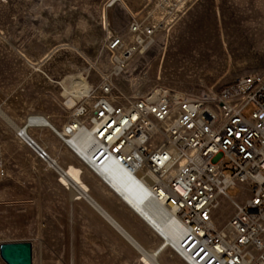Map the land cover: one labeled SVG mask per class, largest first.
<instances>
[{
    "label": "rangeland",
    "instance_id": "rangeland-1",
    "mask_svg": "<svg viewBox=\"0 0 264 264\" xmlns=\"http://www.w3.org/2000/svg\"><path fill=\"white\" fill-rule=\"evenodd\" d=\"M107 1L0 0V160L9 155L11 134L30 117L49 115L59 128L71 119L73 106L82 99L72 95L73 79L82 78L91 88L114 71L108 36L128 32L131 15L118 6L114 29H105ZM183 13L170 31L158 35L156 45L114 77L118 93L133 98L163 87L197 98L264 71V0H187ZM254 109L250 106L245 116ZM40 146L58 162L52 148L42 142ZM77 168L91 176L81 165ZM91 177L94 187L89 194L134 235L106 206L109 197L126 211L143 234L141 239L134 236L144 248L155 251L164 243L108 187ZM5 183L6 179L0 185ZM248 195L246 186L227 191L216 210L218 227L236 213L231 200L242 203ZM48 214L0 210V246L31 242L35 264H145L99 213L123 239H79L67 228L46 227ZM159 260L184 264L170 250H164ZM0 264H6L1 257Z\"/></svg>",
    "mask_w": 264,
    "mask_h": 264
},
{
    "label": "built area",
    "instance_id": "built-area-1",
    "mask_svg": "<svg viewBox=\"0 0 264 264\" xmlns=\"http://www.w3.org/2000/svg\"><path fill=\"white\" fill-rule=\"evenodd\" d=\"M145 1L151 9L132 18L127 37L109 32L114 71L75 103L71 119L53 134L159 239L165 238L106 176L124 172L136 183L138 198L167 210L179 235L166 250L184 264H264V71L197 98L163 87L133 98L118 93L114 77L156 45L158 35L183 16L187 0ZM119 3L108 0L105 8ZM102 24L111 27L106 18ZM26 143L48 163L44 148ZM7 176L0 160V183ZM240 186L250 196L242 206L231 200L236 213L218 227L221 199Z\"/></svg>",
    "mask_w": 264,
    "mask_h": 264
},
{
    "label": "crops",
    "instance_id": "crops-1",
    "mask_svg": "<svg viewBox=\"0 0 264 264\" xmlns=\"http://www.w3.org/2000/svg\"><path fill=\"white\" fill-rule=\"evenodd\" d=\"M141 3L142 7L139 6ZM118 6H122V9L127 12L128 16L129 14L131 15L127 21V28L132 18L136 16L144 17L146 16L147 9H151V7H146L145 0H122L121 4L117 6L108 9L104 8V11L107 10V19L111 24V29L115 27V12ZM174 25L165 29V31H170ZM115 34L127 37L126 30H121ZM39 115L46 118L53 127L61 129L49 115L42 113ZM26 124L27 123L24 122L22 127H25ZM28 132L35 143L40 145V142H42L55 151L58 163L61 164L60 166L63 169H69L70 166L78 167V165H80L68 149L63 147L60 143H54L56 137L49 126L29 128ZM9 144V155L6 158L2 157L8 176L6 178V183L0 185V210L6 209L7 211L25 213H49L46 217V227L54 225L60 229L67 228L69 230L68 233L79 237V239H99V236L105 239H123L97 214L98 212L90 201L87 200L92 207L86 201L75 199L72 190L61 183L59 174L53 170L48 163L37 157L26 141L19 137L16 130L11 134ZM92 175L93 174H91V176ZM91 176L84 172L82 175V180L87 183L90 188L89 192H91L94 187V181L91 179ZM249 196L250 194L248 197ZM109 198L108 204L106 203L108 209L112 211L134 235H137L139 239H141L143 234L141 237L142 232L139 231L136 222L132 220V217H130L126 211L120 209L111 197ZM245 201L237 203V205L242 206ZM51 213L53 214L50 215ZM100 220L104 221L106 225ZM70 229L73 230V232H71Z\"/></svg>",
    "mask_w": 264,
    "mask_h": 264
},
{
    "label": "bare ground",
    "instance_id": "bare-ground-1",
    "mask_svg": "<svg viewBox=\"0 0 264 264\" xmlns=\"http://www.w3.org/2000/svg\"><path fill=\"white\" fill-rule=\"evenodd\" d=\"M70 86L72 88V91L74 92L72 93V95L77 100L87 95L91 90L90 86L82 78L73 79L70 82ZM27 124L28 129L49 126L52 130H58L53 127L46 118L42 116L30 117ZM28 129L26 130L23 127L17 132L19 133V136L21 135V137H23V139L26 140L28 139V137L31 139V136L28 134ZM84 142V144L87 145L86 140ZM48 163L50 167L54 169L61 177V183H63L68 189L75 191V198L77 200L84 199L86 201H90L95 210L103 217V219L106 220L124 239H126L140 253L143 263L161 264L159 259L164 250H166L167 246L177 243L179 229L167 222V216L169 212L154 202H145L144 200L138 198V196H140V192L136 183L132 179H130L124 172L114 171L113 173L106 176V179L118 192L124 195L126 200L165 238L162 239L164 243L160 245L159 248H157L155 251H150L144 248L138 242L134 235H132L116 218H114L103 206H101L94 198L90 196L89 187L84 184L82 180L83 171L81 168L70 166L69 169H63L60 164L52 158L48 160Z\"/></svg>",
    "mask_w": 264,
    "mask_h": 264
},
{
    "label": "water",
    "instance_id": "water-1",
    "mask_svg": "<svg viewBox=\"0 0 264 264\" xmlns=\"http://www.w3.org/2000/svg\"><path fill=\"white\" fill-rule=\"evenodd\" d=\"M28 129V124L24 127ZM36 147L29 137L26 139ZM31 242L5 243L0 246V257L6 264H35Z\"/></svg>",
    "mask_w": 264,
    "mask_h": 264
}]
</instances>
